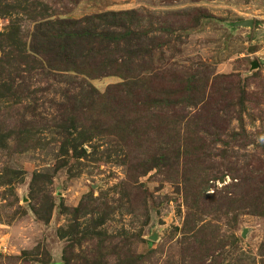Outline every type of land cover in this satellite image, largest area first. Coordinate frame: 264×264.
<instances>
[{
	"label": "rangeland",
	"instance_id": "obj_1",
	"mask_svg": "<svg viewBox=\"0 0 264 264\" xmlns=\"http://www.w3.org/2000/svg\"><path fill=\"white\" fill-rule=\"evenodd\" d=\"M0 264H264V0H0Z\"/></svg>",
	"mask_w": 264,
	"mask_h": 264
},
{
	"label": "trees",
	"instance_id": "obj_2",
	"mask_svg": "<svg viewBox=\"0 0 264 264\" xmlns=\"http://www.w3.org/2000/svg\"><path fill=\"white\" fill-rule=\"evenodd\" d=\"M118 16H119V21H121V18H123L122 19V23H123V20H125V21H127V22L130 23V19H131V17H130L131 14L130 13H128V12H121L120 14H118ZM102 19H103V17L99 15V16L93 17L91 19H87V21H85V22H88V21L89 22L100 21ZM103 21H104V19H103ZM74 24L77 25V23H75V22L74 23L73 22L70 23V27H68V31H71L72 26L76 27V25H74ZM121 24L119 23V25H121ZM68 36L69 35L66 34L65 35V38L68 37ZM88 36H89L90 39H93V40L95 39L96 41H100V40L108 41V42L113 43L114 45H118L119 42L121 41L120 39H122V37L119 38V37H116V36H113V37H110V36H107V35H104L103 36V35L98 34L97 32H93L90 35L89 34H84L81 37L82 38H85V37H88ZM116 66H117V63L114 64L113 66H109V64L106 67L103 66L101 68V70H100L101 72L98 74V76H104V75H106L108 72H110L111 70H113Z\"/></svg>",
	"mask_w": 264,
	"mask_h": 264
},
{
	"label": "water",
	"instance_id": "obj_3",
	"mask_svg": "<svg viewBox=\"0 0 264 264\" xmlns=\"http://www.w3.org/2000/svg\"><path fill=\"white\" fill-rule=\"evenodd\" d=\"M241 24L243 26H252L253 22L251 20H247V21L242 22ZM257 67H258L257 63L254 62L253 68H257Z\"/></svg>",
	"mask_w": 264,
	"mask_h": 264
}]
</instances>
